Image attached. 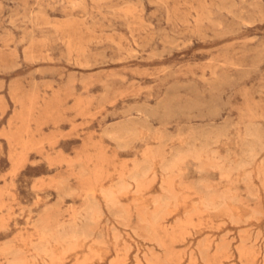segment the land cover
Returning a JSON list of instances; mask_svg holds the SVG:
<instances>
[{"label": "rangeland", "instance_id": "rangeland-1", "mask_svg": "<svg viewBox=\"0 0 264 264\" xmlns=\"http://www.w3.org/2000/svg\"><path fill=\"white\" fill-rule=\"evenodd\" d=\"M0 264H264V0H0Z\"/></svg>", "mask_w": 264, "mask_h": 264}, {"label": "bare ground", "instance_id": "bare-ground-1", "mask_svg": "<svg viewBox=\"0 0 264 264\" xmlns=\"http://www.w3.org/2000/svg\"><path fill=\"white\" fill-rule=\"evenodd\" d=\"M124 148V147H123ZM43 224V223H42Z\"/></svg>", "mask_w": 264, "mask_h": 264}]
</instances>
